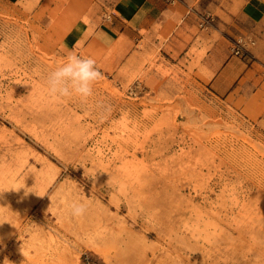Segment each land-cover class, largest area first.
I'll return each instance as SVG.
<instances>
[{
    "label": "rangeland",
    "instance_id": "1",
    "mask_svg": "<svg viewBox=\"0 0 264 264\" xmlns=\"http://www.w3.org/2000/svg\"><path fill=\"white\" fill-rule=\"evenodd\" d=\"M163 1L104 49L69 39L91 0H0V264H264V0ZM70 54L102 73L87 99L48 92Z\"/></svg>",
    "mask_w": 264,
    "mask_h": 264
},
{
    "label": "crops",
    "instance_id": "2",
    "mask_svg": "<svg viewBox=\"0 0 264 264\" xmlns=\"http://www.w3.org/2000/svg\"><path fill=\"white\" fill-rule=\"evenodd\" d=\"M4 1L14 3L16 0ZM91 3L96 15L103 12L105 16L91 27L90 34L85 21H76L70 30L69 39L72 43L94 39L104 49L112 46L119 36L120 49H124L129 41L140 39L142 35L138 31L141 28L149 29L152 23L158 22L164 10L163 0H91ZM242 13L253 21L263 17V9L252 1L243 4ZM123 53L120 50V54ZM212 71L210 85L214 88L225 86V90L231 93L239 85V72L244 71V68L228 59L222 66L215 65ZM233 97L237 98L238 95Z\"/></svg>",
    "mask_w": 264,
    "mask_h": 264
},
{
    "label": "clouds",
    "instance_id": "3",
    "mask_svg": "<svg viewBox=\"0 0 264 264\" xmlns=\"http://www.w3.org/2000/svg\"><path fill=\"white\" fill-rule=\"evenodd\" d=\"M102 79V73L92 57L70 54L65 63L49 73L46 86L55 98L79 96L87 99L93 95V86ZM87 203L73 201L69 205L73 217H81L87 211Z\"/></svg>",
    "mask_w": 264,
    "mask_h": 264
},
{
    "label": "built area",
    "instance_id": "4",
    "mask_svg": "<svg viewBox=\"0 0 264 264\" xmlns=\"http://www.w3.org/2000/svg\"><path fill=\"white\" fill-rule=\"evenodd\" d=\"M235 53H239V49H235ZM84 57H92L93 59L96 60L95 56L91 55V54H87L85 55ZM81 264H100V263H97L95 262L93 259H91L89 256H84L82 261H81Z\"/></svg>",
    "mask_w": 264,
    "mask_h": 264
},
{
    "label": "bare ground",
    "instance_id": "5",
    "mask_svg": "<svg viewBox=\"0 0 264 264\" xmlns=\"http://www.w3.org/2000/svg\"><path fill=\"white\" fill-rule=\"evenodd\" d=\"M84 57V56H83Z\"/></svg>",
    "mask_w": 264,
    "mask_h": 264
}]
</instances>
